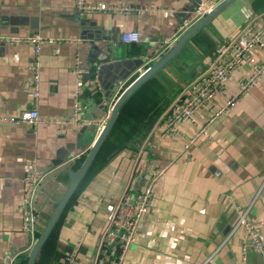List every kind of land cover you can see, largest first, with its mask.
I'll return each instance as SVG.
<instances>
[{
    "label": "crops",
    "instance_id": "1",
    "mask_svg": "<svg viewBox=\"0 0 264 264\" xmlns=\"http://www.w3.org/2000/svg\"><path fill=\"white\" fill-rule=\"evenodd\" d=\"M86 1L126 6L130 13L82 16L75 0H0V35L63 40L59 53L53 46L42 47L37 104L30 96L34 48L0 41V117L15 120L0 125V264L8 249L18 254L17 261L25 253L29 256L36 234L43 231L78 170L74 167L79 156H87L96 141L101 118L111 113L126 85L145 71V57L154 59L195 8L191 0ZM263 19L264 0H237L162 69L168 108L144 139L138 138L111 159L68 204L55 244L46 249L47 258L40 264H69L65 258L74 252V264H97L115 208L125 193L138 191L136 177L144 163L168 170L154 187L126 264H264L261 253H242L239 223L242 212L252 220H264V75L240 91V83L262 63L264 48L253 51L255 66L244 65L230 74L215 101L223 106L235 99V104L209 125L208 136L189 145L196 128L188 123L180 124L173 136L164 134L171 106L209 71L218 49L248 25L261 27ZM133 31L140 34V42L124 44L121 35ZM78 58L85 69L81 97L76 92ZM79 99L85 107L79 120L57 125L70 118ZM35 107L44 124L18 121L22 112ZM212 112L200 111L196 119L207 122ZM29 158L37 160L43 175L35 235L23 231L19 211Z\"/></svg>",
    "mask_w": 264,
    "mask_h": 264
},
{
    "label": "built area",
    "instance_id": "2",
    "mask_svg": "<svg viewBox=\"0 0 264 264\" xmlns=\"http://www.w3.org/2000/svg\"><path fill=\"white\" fill-rule=\"evenodd\" d=\"M195 4L188 19L181 24L177 31L165 42L166 47L158 52L154 59L145 57L148 68L171 50L180 37L185 34L194 24L206 17L217 5L224 0H191ZM76 11L85 16L90 13H114L129 14L130 9L126 6L108 5L104 3L89 4L86 0H75ZM0 41L10 44H28L34 48L36 60L30 66L33 73L32 89L30 96L35 104L40 96V63L39 56L44 46H53L55 52H60L63 40L55 38H45L40 35L30 37H7L0 35ZM124 44H136L140 42V34L136 31L124 32L121 35ZM71 43V42H70ZM264 48V19L261 27L256 28L248 25L239 36L228 44L222 45L217 52V56L208 72L199 75L193 83L185 90L171 106L165 121V135L173 136L177 134V127L180 124L188 123L196 128V134L190 139L189 145L198 137L208 136V127L219 116L227 113L235 104V99H230L223 106H217L215 98L224 91L226 83L232 72L241 66H255V56L253 51L257 48ZM76 75L78 77L77 95H83V78L85 69L82 61L77 59ZM152 64V65H151ZM147 68V69H148ZM145 69V70H147ZM88 73V71H87ZM264 75V59L262 63L255 66L254 73L249 80L240 83V91H245ZM97 82V81H96ZM98 83V82H97ZM99 87V84H98ZM84 104L79 99L73 107L69 119L57 121V125L68 124L79 120L84 112ZM212 115L207 122H199L196 114L200 111H212ZM110 114L101 118L102 128L107 122ZM15 120L0 117V125L13 123ZM19 122L30 126H38L45 122L41 119L37 107L24 111L18 118ZM102 130V129H101ZM189 145L185 148L188 149ZM82 155L79 156L81 158ZM26 174L23 177V190L19 200V211L23 222V231L36 234L40 223V213L36 207L38 192L43 182V175L38 169L37 160L29 158L25 162ZM168 166L156 167L144 163L137 174L140 187L137 192L125 193L119 200L110 223L102 237V252L97 264H126L130 248L137 242L138 230L144 217L150 209L154 187L160 179L167 173ZM239 223L243 226V237L241 250L244 255L250 251H256L264 255V220L255 221L247 216V212H242ZM18 254L11 250L3 252L1 264H16ZM66 262L74 264L77 261V253H70L66 256ZM241 264H244L242 262Z\"/></svg>",
    "mask_w": 264,
    "mask_h": 264
},
{
    "label": "trees",
    "instance_id": "3",
    "mask_svg": "<svg viewBox=\"0 0 264 264\" xmlns=\"http://www.w3.org/2000/svg\"><path fill=\"white\" fill-rule=\"evenodd\" d=\"M149 66H147L146 69ZM163 70L152 76L124 104V106L120 110V114L115 126L108 135L107 140L105 141L93 165L91 166L86 178L80 184L69 205L81 193L89 180L92 179L98 172H100L111 159H113L120 152L126 149L130 145V143L137 141L138 138L144 139V137L154 127L160 115L164 112L165 109L168 108L165 107L167 102L166 88L168 84L166 83L164 78H162L161 72H163ZM138 77L139 75L134 77L129 82V84L126 85V87H128V85H130ZM85 157L86 154H84L81 159L76 162L74 167L75 170L81 167L83 161L85 160ZM64 214L65 212L61 216L48 241L43 247L36 264H40L41 261L47 258L46 249L55 244V232ZM44 219V223H46L48 217ZM39 235L40 233L38 232L36 234V238H38ZM27 262L28 253H25L18 259L16 264H27Z\"/></svg>",
    "mask_w": 264,
    "mask_h": 264
},
{
    "label": "water",
    "instance_id": "4",
    "mask_svg": "<svg viewBox=\"0 0 264 264\" xmlns=\"http://www.w3.org/2000/svg\"><path fill=\"white\" fill-rule=\"evenodd\" d=\"M237 0H224L219 5H217L206 17L194 24L185 34H183L177 41L175 46L169 50L163 57H161L157 62H155L150 68L145 70L139 75L119 96L113 105L110 116L105 123L104 127L100 131L96 141L89 150L85 160L83 161L81 167L74 172L70 177V184L61 198V200L54 205V211L49 218L48 222L43 228L40 236L36 239V242L29 253L27 264H36L39 255L48 241L50 235L52 234L54 228L56 227L58 221L60 220L62 214L70 203L75 192L79 188L82 181L86 178L91 166L93 165L96 157L98 156L101 148L103 147L108 135L115 126L117 119L120 114V110L124 104L136 93L152 76L162 70L167 64H169L182 50V48L207 24H209L212 19L223 11L226 7Z\"/></svg>",
    "mask_w": 264,
    "mask_h": 264
}]
</instances>
